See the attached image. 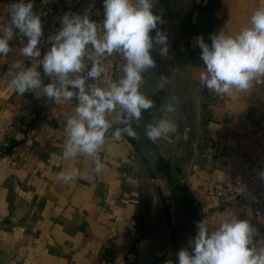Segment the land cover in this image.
<instances>
[{
	"label": "crops",
	"instance_id": "obj_1",
	"mask_svg": "<svg viewBox=\"0 0 264 264\" xmlns=\"http://www.w3.org/2000/svg\"><path fill=\"white\" fill-rule=\"evenodd\" d=\"M15 2L0 0V23L9 21ZM32 2L36 14L44 5L63 6L75 14L87 12L98 24L103 20V0ZM259 6L264 0H156L153 10L162 16L158 29L167 35L169 55L161 57L159 46L151 51L157 67L141 88L155 108L133 122L136 138L113 140L112 131L122 127L114 123L100 153L101 173L91 158L62 156L64 125L78 101L57 104L33 92H15L12 65L23 61L27 68L35 61L21 55L18 38L10 41L12 51L0 56V121L10 128L0 156V264H177L176 254L202 219L248 220L258 233L254 240L264 238V212L254 214L249 204H223L219 196L236 173L264 168V82H253L235 100L217 96L199 82L204 65L195 39L203 36L211 44L213 33H238ZM42 26L37 60L55 35ZM114 57L119 78L124 61ZM37 67L43 83H50L42 65ZM161 74L169 83L156 92ZM173 97L179 101L176 111H159ZM119 117L117 109L109 119ZM154 118L175 124V131L156 143L145 135ZM11 158L19 164L13 166ZM72 166L79 176L58 181L56 173ZM255 177L262 182L259 172Z\"/></svg>",
	"mask_w": 264,
	"mask_h": 264
},
{
	"label": "clouds",
	"instance_id": "obj_2",
	"mask_svg": "<svg viewBox=\"0 0 264 264\" xmlns=\"http://www.w3.org/2000/svg\"><path fill=\"white\" fill-rule=\"evenodd\" d=\"M155 2L103 0L101 24L90 20L87 12L84 15L66 12L61 17L60 29L51 37L50 49L39 60L38 45L44 33L32 0L12 3L7 12L9 21L0 23V56H7L12 51L9 42L18 38L24 45L21 55L35 61L27 68L23 61L12 65L17 70L11 80L15 92L19 95L33 92L57 104L62 100L78 101L74 114L67 116L64 125L66 140L62 156L65 160L77 156L91 158L94 171L101 173L105 165L100 153L114 123L122 127L112 131L113 140L119 141L124 136L136 138L133 122H139L143 112L155 108L154 100L141 90L146 74L157 67L151 51L159 46L161 57L169 55L167 35L158 29L163 20L153 10ZM153 30H156L154 37L150 35ZM195 39L204 65L199 82L217 96L235 100L253 82H264L261 80L264 77V6L257 7L247 25L234 35L223 31L213 33L211 44L203 36ZM114 54L123 58L122 74L119 78L107 79L103 58ZM38 65H42L43 77L51 80L50 83H43ZM88 80L95 83L88 84ZM168 83L169 78L161 74L154 91L162 90ZM178 103V98L173 97L159 111L174 113ZM117 109L120 117L114 122L109 116ZM174 131V122L166 118H154L145 127V135L152 143ZM79 174V169L72 166L56 173V177L69 183ZM259 177L264 181V170L259 172ZM196 228L187 247L176 254L177 264H264V238L254 240L258 233L248 220L234 217L210 224L202 219L196 222Z\"/></svg>",
	"mask_w": 264,
	"mask_h": 264
},
{
	"label": "built area",
	"instance_id": "obj_3",
	"mask_svg": "<svg viewBox=\"0 0 264 264\" xmlns=\"http://www.w3.org/2000/svg\"><path fill=\"white\" fill-rule=\"evenodd\" d=\"M75 13L69 8L63 6H41L38 15L41 17V22L46 25L55 34L61 27V17L64 13ZM104 65L107 68V79H114L117 76L118 62L114 57L103 58ZM88 84H93L95 81L88 80ZM10 128L0 121V156L3 154V148L8 140ZM11 164L17 166L19 160L11 158ZM264 170L262 166L255 165L254 172L236 173L231 182L219 193L220 200L223 204L242 203L249 204L253 208L256 215H261L264 212V181L257 183L255 172ZM107 264H116L113 261H108Z\"/></svg>",
	"mask_w": 264,
	"mask_h": 264
}]
</instances>
